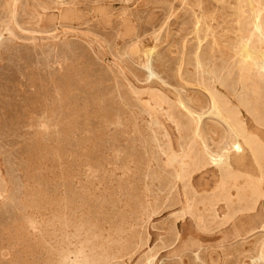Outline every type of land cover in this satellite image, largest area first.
<instances>
[{"label":"rangeland","instance_id":"obj_1","mask_svg":"<svg viewBox=\"0 0 264 264\" xmlns=\"http://www.w3.org/2000/svg\"><path fill=\"white\" fill-rule=\"evenodd\" d=\"M263 13L0 0V264H264Z\"/></svg>","mask_w":264,"mask_h":264},{"label":"bare ground","instance_id":"obj_2","mask_svg":"<svg viewBox=\"0 0 264 264\" xmlns=\"http://www.w3.org/2000/svg\"><path fill=\"white\" fill-rule=\"evenodd\" d=\"M257 8V7H256ZM254 11V10H253ZM257 13V12H256ZM264 14V13H263ZM254 15V14H253ZM260 15H262V14H260ZM236 18V17H235ZM258 20H257V24H256V31L262 36V37H264V26H263V21H262V18H261V16L259 17V18H257ZM201 22V21H200ZM252 27V26H251ZM253 28V27H252ZM200 32V31H199ZM201 35V34H200ZM202 36H203V34H202ZM204 36H205V34H204ZM255 40H257L256 38H255ZM211 41V40H210ZM243 42V41H242ZM262 42V41H261ZM246 44V43H245ZM243 46H244V44H243ZM247 47V46H246ZM249 47V46H248ZM250 49V48H249ZM248 49V50H249ZM251 51V50H250ZM238 52V51H237ZM246 53V52H245ZM248 53H251V52H248ZM246 55V54H245ZM248 55V54H247ZM243 56V55H242ZM249 56H251V55H249ZM263 64V63H262ZM264 65V64H263ZM211 96V95H210ZM213 99V98H212ZM214 101H215V99H214ZM213 102V101H212ZM214 105V104H213ZM218 108V107H217ZM212 114V113H211ZM237 123V122H236ZM245 124H246V122H245ZM239 126V125H238ZM242 126H243V124H242ZM240 127V126H239ZM238 128V127H237ZM245 130H246V128H244ZM235 131H236V128L234 129ZM240 130H242L241 128H240ZM247 132H248V129H247ZM237 134V133H236ZM236 134H235V136H236ZM241 135H243V134H241ZM240 136V135H239ZM244 136V135H243ZM246 136H247V133H246ZM248 137V136H247ZM253 137H255V136H253ZM235 138V137H234ZM242 138V137H241ZM240 138V139H241ZM245 138V137H244ZM249 139H250V137H248ZM252 138V137H251ZM235 139H237V137L235 138ZM247 139V138H246ZM249 139H247V140H249ZM255 139V138H254ZM253 140V139H252ZM258 140V139H257ZM250 141V140H249ZM255 141V140H254ZM235 142V141H234ZM242 142H244V140L242 141ZM253 142V141H252ZM257 142V141H256ZM256 142H255V144H256ZM239 143V142H238ZM245 143V142H244ZM240 144V143H239ZM252 144V143H251ZM251 144H250V146H251ZM254 144V143H253ZM254 144V145H255ZM260 144H262V143H260ZM236 145V144H235ZM233 146V145H232ZM231 146V147H232ZM241 146V145H240ZM245 146H246V144H245ZM256 146H257V144H256ZM260 146V145H259ZM254 147V146H253ZM261 147H264V146H262L261 145ZM246 148H249V147H247L246 146ZM260 148V147H259ZM234 149H236V148H234ZM254 149V148H253ZM264 149V148H263ZM262 150V149H261ZM236 151V150H235ZM250 151H251V149H250ZM230 152V151H229ZM234 152V151H233ZM237 152H238V150H237ZM232 153V152H231ZM254 153V152H253ZM257 153V152H256ZM240 155V154H239ZM259 156H260V154H259ZM260 157H262V156H260ZM230 158V157H229ZM220 159V158H219ZM227 161V160H226ZM220 162V161H219ZM225 163V162H224ZM228 162H226L225 164H227ZM223 164V163H222ZM229 164V163H228ZM227 167H228V165H226ZM222 167V166H221ZM229 167H230V164H229ZM228 167V168H229ZM227 168V169H228ZM231 168V167H230ZM221 169V171L223 172V170H222V168H220ZM232 169V168H231ZM232 171V170H231ZM225 172V171H224ZM233 173V172H232ZM236 173V172H235ZM240 173V172H239ZM220 174H222V173H220ZM234 174V173H233ZM224 175V174H223ZM239 175V174H238ZM226 176H227V174H226ZM245 176V175H244ZM244 176H242V177H244ZM230 177V176H229ZM240 177V176H239ZM182 178V177H181ZM227 178V180L229 179L228 177H226ZM237 178V177H236ZM223 179H224V177H223ZM231 179H232V177H231ZM230 179V180H231ZM254 179V178H253ZM226 180V181H227ZM223 181V180H222ZM225 181V180H224ZM258 181V180H257ZM263 181V180H262ZM230 183V182H229ZM222 184H224V182H222ZM194 185V184H193ZM262 188V187H261ZM263 193V192H262ZM226 199V198H225ZM263 199V198H262ZM221 200V199H220ZM259 203H260V201H259ZM255 212V211H254ZM185 215V214H184ZM230 226V225H229ZM264 227V226H263ZM89 261L88 260H86V258H85V256H83V255H80L79 256V258H78V260L76 261V264H89L88 263Z\"/></svg>","mask_w":264,"mask_h":264}]
</instances>
